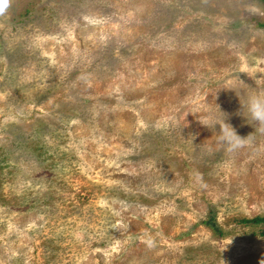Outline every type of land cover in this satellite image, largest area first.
<instances>
[{"label": "rangeland", "instance_id": "1", "mask_svg": "<svg viewBox=\"0 0 264 264\" xmlns=\"http://www.w3.org/2000/svg\"><path fill=\"white\" fill-rule=\"evenodd\" d=\"M260 22L264 0H0V264H264V133L229 89H264ZM219 107L250 144L216 143Z\"/></svg>", "mask_w": 264, "mask_h": 264}, {"label": "clouds", "instance_id": "2", "mask_svg": "<svg viewBox=\"0 0 264 264\" xmlns=\"http://www.w3.org/2000/svg\"><path fill=\"white\" fill-rule=\"evenodd\" d=\"M229 89L232 90L238 98V114L244 118L245 123L250 125L255 132L264 133V89H251L247 91L243 94V100L241 96L237 95L236 89ZM220 111L225 113L224 117L220 120H214L211 124V127L216 130V143L220 145L224 151L229 153L250 144L252 142V132L246 136L239 135L236 129L227 122L228 114L221 109ZM201 124L209 128L208 124Z\"/></svg>", "mask_w": 264, "mask_h": 264}, {"label": "trees", "instance_id": "3", "mask_svg": "<svg viewBox=\"0 0 264 264\" xmlns=\"http://www.w3.org/2000/svg\"><path fill=\"white\" fill-rule=\"evenodd\" d=\"M259 25L261 27H264V22H262V23L260 22ZM212 217H210L207 220H204L203 223L206 224L207 226H209L210 228H212L218 234H223V232L221 230H219V228L217 227V224L214 221V217L213 218ZM243 221H250V222H253L255 224H260V223H264V216H257V217L252 218V219L245 218V219H243Z\"/></svg>", "mask_w": 264, "mask_h": 264}]
</instances>
